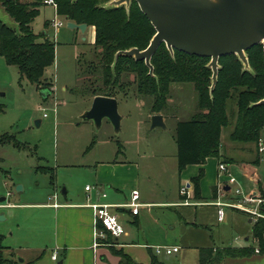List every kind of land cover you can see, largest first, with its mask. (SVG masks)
Segmentation results:
<instances>
[{"label": "rangeland", "instance_id": "obj_1", "mask_svg": "<svg viewBox=\"0 0 264 264\" xmlns=\"http://www.w3.org/2000/svg\"><path fill=\"white\" fill-rule=\"evenodd\" d=\"M0 20L19 33L18 25L1 6ZM54 20L63 26L54 30L49 25ZM66 23L51 6H43L31 24L35 34H43L39 42L48 39L55 45L54 63L45 73L52 86L47 99L44 100L41 88L22 78L16 67L7 65L0 57V106L3 108L0 137L14 135L22 146H0V198H5L0 203V215L4 217L0 220V246L6 257L11 253V259L17 262L35 251L53 250V211L35 206L53 202L49 200L54 192L51 175L42 169L52 170L59 202H63V189L69 188L81 195L85 185L90 184L88 173L81 165L92 158L109 160L119 148L127 158L142 159L146 169L162 168L170 176L176 166L175 126L179 121L190 119L196 110L193 86L173 84L163 111L165 129L151 128L152 98L138 96L133 91L126 97H117L118 114L122 118L118 134L108 121L99 130L91 122L83 123L80 116L91 106V91L93 88L104 90L93 53L94 28L89 27L81 34L68 29ZM248 71L252 72L250 67ZM36 121H39L37 125ZM229 133V128L222 131L223 156L241 159L242 145L231 143ZM246 146L248 152L254 151V144ZM222 180L227 182V176H221ZM17 185L22 187L18 192ZM231 187V196H236L238 185ZM230 215L232 226L220 225L224 246H253L252 224L241 213L227 212V218ZM247 237L249 240L245 241ZM253 242L259 250L257 242ZM263 259L261 252L254 251L249 258H227V264H259Z\"/></svg>", "mask_w": 264, "mask_h": 264}, {"label": "trees", "instance_id": "obj_2", "mask_svg": "<svg viewBox=\"0 0 264 264\" xmlns=\"http://www.w3.org/2000/svg\"><path fill=\"white\" fill-rule=\"evenodd\" d=\"M56 15L66 22L85 24L94 28L93 53L100 69L102 89L93 88L90 97L105 96L117 98L127 96L130 91L142 97L152 98L151 113L165 110L166 100L173 84H191L196 94V110L190 119L179 121L175 126L177 171L187 166L202 165L207 158H215L230 164L231 159L223 156L221 135L229 128V141L237 145L258 142L264 130V57L263 47L258 44L245 53L252 72L245 70L237 56L229 55L218 60V75L214 89L210 92V59L173 51L171 55L161 44L151 58L153 76L148 75L144 62L130 57L114 56L119 51L136 48L144 50L155 31L148 19L141 13L136 2L131 0L128 9L124 6L106 7L110 0H53ZM44 0H0L4 12L18 25L19 33L0 20V57L7 65L16 67L19 75L41 89L51 84L45 73L54 63L55 45L48 39L39 42L43 34H35L31 24L39 15ZM46 26L48 23L45 24ZM99 81V80H98ZM3 108L0 106V113ZM22 147L14 135L0 137V146ZM259 164L258 158L253 162ZM48 172L50 184L54 175ZM1 172V171H0ZM200 171L191 179L194 195L199 194ZM7 177V175L5 176ZM215 188L213 189V192ZM264 215V206H260ZM100 229L101 225L98 226ZM251 238L264 255V218L256 219L251 226ZM108 240L111 236L108 235ZM254 248H225L214 256L204 251L200 264H218L224 258H249ZM12 257V256H11ZM0 264H23L4 255L0 246ZM120 264H135L122 259ZM151 264H155L154 261Z\"/></svg>", "mask_w": 264, "mask_h": 264}, {"label": "crops", "instance_id": "obj_3", "mask_svg": "<svg viewBox=\"0 0 264 264\" xmlns=\"http://www.w3.org/2000/svg\"><path fill=\"white\" fill-rule=\"evenodd\" d=\"M47 91L50 95L52 86ZM93 98L91 97V101ZM116 100L118 102V98ZM156 114L162 116L164 122V113ZM245 146H241L239 150L243 154L241 159L228 157L232 160L230 164L207 158L204 164L187 166L178 173L176 160V166L170 176H167L162 168L146 169L142 159L127 158L125 153L120 152V148L109 160L92 158L86 165H81L90 178V184L85 185L81 195L69 188L63 189V202L56 201V187L53 183L50 185L54 192L49 196V200L53 202L35 204L42 209L53 211V250L35 251L31 256L23 258L22 263L120 264L122 259H126L135 264H151L152 261L155 264H200L204 251L214 256L225 248L253 247L255 252H258L252 238L253 246H224L220 230L221 224L232 226L231 215L227 218L229 211L241 213L250 225L254 222L252 217L239 207L228 205L242 206L243 196L264 198V163L260 162L255 145L252 153L248 152ZM257 158L259 164L254 165L253 162ZM219 164L226 165L236 179L237 189L241 191V194H235L237 197L231 196L233 184L230 185L225 180L220 181ZM200 171L203 176L199 181V194L196 197L191 179L197 177ZM182 187L187 189V196L180 194ZM132 191L138 192L137 203L140 207L137 214H133L132 209L127 206L131 201ZM94 204L108 205L124 228V234L119 237H111L108 240L109 234H106L103 239H99V246L95 249L92 245L96 226L90 208V205ZM245 206L255 208L253 204ZM221 209L224 211V218L218 222L217 215ZM248 240V237L245 238V241ZM156 247H177L179 250L172 254H157ZM53 254H56L55 261L51 258ZM9 257L12 258L11 253ZM218 264H227V258Z\"/></svg>", "mask_w": 264, "mask_h": 264}, {"label": "water", "instance_id": "obj_4", "mask_svg": "<svg viewBox=\"0 0 264 264\" xmlns=\"http://www.w3.org/2000/svg\"><path fill=\"white\" fill-rule=\"evenodd\" d=\"M141 13L152 25L155 34L144 50L131 48L119 51V57H130L144 62L148 75L153 76L150 63L152 56L161 44L168 52L179 51L188 55L209 58L207 65L211 70L210 92L214 89L218 75V60L221 57L235 55L245 70H249L246 51L258 44L263 47L264 57V0H134ZM131 0H110L106 7L128 9ZM66 27L84 34L87 26L67 22ZM46 99L49 92L41 91ZM264 103V99L260 101ZM82 122H92L99 130L104 120L108 121L118 134L121 116L118 114V102L115 98L95 96L91 106L81 116ZM39 121H36L37 125ZM165 129L162 116H152L151 128ZM22 187L17 185L16 191ZM64 196V191H63ZM5 198H0V203ZM4 219L0 215V220ZM22 263V259L19 260ZM264 264V259L259 263Z\"/></svg>", "mask_w": 264, "mask_h": 264}, {"label": "built area", "instance_id": "obj_5", "mask_svg": "<svg viewBox=\"0 0 264 264\" xmlns=\"http://www.w3.org/2000/svg\"><path fill=\"white\" fill-rule=\"evenodd\" d=\"M43 4L46 6H51L54 9L55 14H56V4L53 0H44ZM50 26L54 30H58L60 27L63 26V24L57 20H54L50 23ZM255 151L257 153V156L260 162L264 163V130H263L262 136L259 138L258 142L255 145ZM218 172H219V176H227V182L230 185L237 183L236 179L230 174L226 165L219 164ZM180 194L183 196H187L188 195L187 189L185 187H182L180 189ZM235 194L236 195L241 194L240 189H236ZM137 200H138V192L132 191L131 201L127 206L132 209L133 214H137L138 208L140 207V204L137 203ZM242 204H243L242 206L241 205H228V206L236 207V208L239 207L243 212L250 215L254 221L258 218H264V215H262L259 211V207L264 206V198L255 197V196H247V197L243 196ZM246 204L247 205L253 204L255 205V208H248L245 206ZM223 206H227V205H223ZM90 208L93 212L94 224L96 226L95 232H94L93 245H92L94 249L99 246L98 240L103 239L106 234H109L111 237H119L124 234L123 224L118 219V216L109 210L108 205L94 204V205H90ZM223 218H224V211L221 209L218 211V215H217L218 222H221ZM99 225H101L102 227L101 229L98 228ZM178 250L179 248L177 247H173V248L156 247L155 248V252L157 254L161 252H165L166 254H172V253L178 252ZM51 258L53 261H55L56 254H53Z\"/></svg>", "mask_w": 264, "mask_h": 264}]
</instances>
